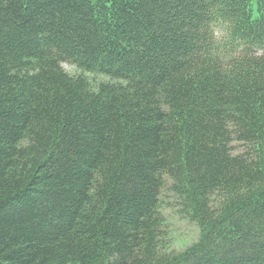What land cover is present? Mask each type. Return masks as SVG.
<instances>
[{
    "label": "trees",
    "instance_id": "1",
    "mask_svg": "<svg viewBox=\"0 0 264 264\" xmlns=\"http://www.w3.org/2000/svg\"><path fill=\"white\" fill-rule=\"evenodd\" d=\"M0 264H264V0H0Z\"/></svg>",
    "mask_w": 264,
    "mask_h": 264
},
{
    "label": "rangeland",
    "instance_id": "2",
    "mask_svg": "<svg viewBox=\"0 0 264 264\" xmlns=\"http://www.w3.org/2000/svg\"><path fill=\"white\" fill-rule=\"evenodd\" d=\"M61 66L69 74H83L92 85L107 79L104 75L89 72L81 73L75 66L66 62L61 63ZM163 194L162 198L164 201L161 211L166 222L167 242L171 249L181 250L197 238V228L186 219L181 218L175 211V208L171 206V194L167 190H164Z\"/></svg>",
    "mask_w": 264,
    "mask_h": 264
}]
</instances>
